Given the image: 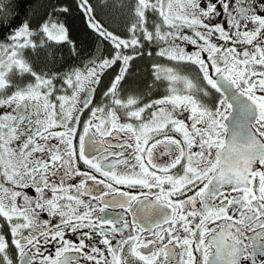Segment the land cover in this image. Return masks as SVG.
Returning <instances> with one entry per match:
<instances>
[{
    "label": "snow or ice",
    "instance_id": "1",
    "mask_svg": "<svg viewBox=\"0 0 264 264\" xmlns=\"http://www.w3.org/2000/svg\"><path fill=\"white\" fill-rule=\"evenodd\" d=\"M120 6L127 38L93 0L0 15V264H264V0ZM74 8L107 55L81 59ZM145 54L164 94L122 95Z\"/></svg>",
    "mask_w": 264,
    "mask_h": 264
},
{
    "label": "trees",
    "instance_id": "2",
    "mask_svg": "<svg viewBox=\"0 0 264 264\" xmlns=\"http://www.w3.org/2000/svg\"><path fill=\"white\" fill-rule=\"evenodd\" d=\"M30 2L31 7L28 9V11L30 16H32L33 20H40L46 12L51 11L50 5L52 4H59L62 6H68L73 4V0H30ZM105 2H101V0H94V3L97 4L96 14L98 16V14L100 13V15L102 16H98V18H103V21L109 22L110 27L112 29L115 25H119L120 27L121 25L127 26V24H125L124 19L127 12L126 8H121V2L119 0H112L109 1V3L106 2L108 5L117 4V6L115 7H105ZM127 2L128 0H123V3ZM117 7L118 12L116 15ZM6 10L7 9H5V12L0 13V15L5 14ZM20 19H23V17H21ZM61 19L69 30L70 38L75 41L82 60H86L87 58L94 55H99L101 51L104 55H107L108 50L111 49V45L107 41H104L101 45L100 38L97 37V35L93 33L90 29L87 28L84 20L81 18L78 9L74 8L72 15L62 16ZM55 47L58 49L56 51V60L58 62L55 66L56 70H67L68 65L80 62L77 61L75 56H72L70 54V48L68 46L57 45ZM139 60L140 62L136 65V71H139L136 78L142 83L143 88H145L150 78L148 65L146 60ZM48 67L52 68V64L50 62L48 64Z\"/></svg>",
    "mask_w": 264,
    "mask_h": 264
},
{
    "label": "flooded vegetation",
    "instance_id": "3",
    "mask_svg": "<svg viewBox=\"0 0 264 264\" xmlns=\"http://www.w3.org/2000/svg\"><path fill=\"white\" fill-rule=\"evenodd\" d=\"M0 4H2V6L4 7V10L7 9V5L9 4V0H0ZM117 6V4H116ZM117 12H118V7L116 9V15H117ZM126 12H127V9H126ZM128 12H127V14ZM130 18V16H129ZM101 22H103L102 19L98 18ZM36 21L38 20H33V22L35 23ZM129 21V20H128ZM126 24V23H125ZM129 26V24H127V26L125 25H121V27L119 25H115L114 28L112 29L111 28V31L114 32L115 34L117 35H120L122 38H127L129 33L127 32V27ZM191 50V49H189ZM141 58L137 57L133 62H132V66L129 68V73L126 75V80H127V83L124 84V92H122V95H140V94H143L144 96H147V97H151L155 94H164L165 92V89L164 88H160V89H156V88H153V90L151 92L148 91V88L147 86L145 88H143V85L142 86H139V87H136L134 88V81H135V78L132 77V74L136 72V65H137V60H139ZM161 58H155L153 59L152 57H149L147 56V54H145L143 60H146L147 61V65H148V71H149V81H148V84L147 85H150L153 83L154 81V76L152 75V72H153V68H152V65L154 62H157L159 61ZM164 64L166 66H173L171 62H168V61H164ZM115 68V71H119L118 68H116L115 66H113ZM135 70V71H133ZM177 70L180 71L181 73V67L180 66H177ZM133 71V72H132ZM138 71V70H137ZM112 74H113V69H108L106 70V73L103 77V84L107 85L109 80L112 78ZM110 77V79H109ZM137 79V78H136ZM142 89V90H141ZM99 98V94L97 95V99ZM211 106V105H209ZM27 194L31 195V196H34L35 193H34V190L33 189H25L24 190ZM22 202V201H21ZM50 247V246H49Z\"/></svg>",
    "mask_w": 264,
    "mask_h": 264
},
{
    "label": "rangeland",
    "instance_id": "4",
    "mask_svg": "<svg viewBox=\"0 0 264 264\" xmlns=\"http://www.w3.org/2000/svg\"><path fill=\"white\" fill-rule=\"evenodd\" d=\"M107 2V3H109V1H112V0H101V2ZM119 1H121V0H119ZM125 1H127V0H125ZM105 2V3H106ZM114 2V1H113ZM93 3H94V0H93ZM95 4V3H94ZM98 16H101L100 15V13L98 14ZM102 17V16H101ZM125 23L126 24H129L130 25V23H131V18H129V16L127 15H125ZM102 20H104L103 18H102ZM106 20V19H105ZM129 20V21H128ZM103 24H104V26L106 27V28H108V29H110V31H111V27H110V23L109 22H105V21H103L102 22ZM140 62V60H138L137 61V64ZM181 67V75H187V76H189V78H192L193 80H195L196 79V73L194 72V71H187V70H185V68L183 67V66H180ZM133 71H135V70H133ZM132 71V72H133ZM138 72L139 71H136L135 73H133L132 74V77H136L137 76V74H138ZM109 79H110V77H109ZM140 85H142V83L138 80V79H136L135 78V81H134V88H136V87H139ZM142 90V89H141Z\"/></svg>",
    "mask_w": 264,
    "mask_h": 264
},
{
    "label": "bare ground",
    "instance_id": "5",
    "mask_svg": "<svg viewBox=\"0 0 264 264\" xmlns=\"http://www.w3.org/2000/svg\"><path fill=\"white\" fill-rule=\"evenodd\" d=\"M121 2V1H120ZM128 12V11H127ZM87 36V35H86Z\"/></svg>",
    "mask_w": 264,
    "mask_h": 264
}]
</instances>
